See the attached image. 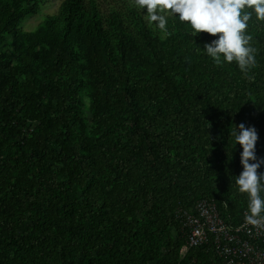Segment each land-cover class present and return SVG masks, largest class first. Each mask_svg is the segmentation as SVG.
Masks as SVG:
<instances>
[{
  "label": "trees",
  "instance_id": "trees-1",
  "mask_svg": "<svg viewBox=\"0 0 264 264\" xmlns=\"http://www.w3.org/2000/svg\"><path fill=\"white\" fill-rule=\"evenodd\" d=\"M48 1L0 0V264H224L211 241L180 254L178 212L249 213L232 132L254 127L264 159V21L245 73L135 0Z\"/></svg>",
  "mask_w": 264,
  "mask_h": 264
},
{
  "label": "clouds",
  "instance_id": "clouds-1",
  "mask_svg": "<svg viewBox=\"0 0 264 264\" xmlns=\"http://www.w3.org/2000/svg\"><path fill=\"white\" fill-rule=\"evenodd\" d=\"M135 4L146 10L149 21L161 31H167V17L173 15L189 23L194 33L217 37L204 45V50L217 65L235 61L246 73L256 63L257 50L251 46L252 37L247 34V28L253 14L257 20L264 21V0H135ZM232 136L235 145L239 144L242 149L240 164L243 171L236 183L239 191L249 196V214L245 220L248 224L262 227L264 173H258L257 169L264 164V159L257 160L255 154L258 135L254 127L241 123L235 126Z\"/></svg>",
  "mask_w": 264,
  "mask_h": 264
},
{
  "label": "built area",
  "instance_id": "built-area-1",
  "mask_svg": "<svg viewBox=\"0 0 264 264\" xmlns=\"http://www.w3.org/2000/svg\"><path fill=\"white\" fill-rule=\"evenodd\" d=\"M244 211L240 223L229 228L219 218L216 206L205 199L199 200L189 212H178L182 227L188 230L184 255L189 248L212 242L215 254L224 264H264V226L248 224Z\"/></svg>",
  "mask_w": 264,
  "mask_h": 264
},
{
  "label": "rangeland",
  "instance_id": "rangeland-1",
  "mask_svg": "<svg viewBox=\"0 0 264 264\" xmlns=\"http://www.w3.org/2000/svg\"><path fill=\"white\" fill-rule=\"evenodd\" d=\"M117 1V0H116ZM60 2V0H49L47 3H48V6L47 8H45L43 10L44 13H50V12H53L55 6H57V4ZM43 15V14H42ZM40 16L41 15H37V16H33V17H30L28 19H26L25 21L22 22L21 24V27L24 29V30H32L39 22L40 20Z\"/></svg>",
  "mask_w": 264,
  "mask_h": 264
}]
</instances>
